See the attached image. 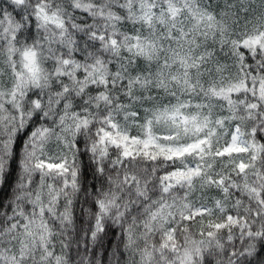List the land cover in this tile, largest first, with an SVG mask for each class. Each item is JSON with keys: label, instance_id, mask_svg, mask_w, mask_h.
Segmentation results:
<instances>
[{"label": "snow or ice", "instance_id": "6c2138e0", "mask_svg": "<svg viewBox=\"0 0 264 264\" xmlns=\"http://www.w3.org/2000/svg\"><path fill=\"white\" fill-rule=\"evenodd\" d=\"M0 264H264V0H0Z\"/></svg>", "mask_w": 264, "mask_h": 264}]
</instances>
